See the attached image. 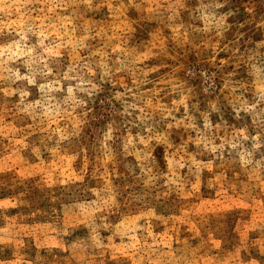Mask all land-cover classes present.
I'll list each match as a JSON object with an SVG mask.
<instances>
[{
  "label": "rangeland",
  "instance_id": "rangeland-1",
  "mask_svg": "<svg viewBox=\"0 0 264 264\" xmlns=\"http://www.w3.org/2000/svg\"><path fill=\"white\" fill-rule=\"evenodd\" d=\"M0 264H264V0H0Z\"/></svg>",
  "mask_w": 264,
  "mask_h": 264
}]
</instances>
